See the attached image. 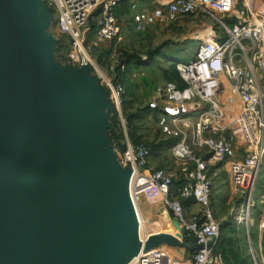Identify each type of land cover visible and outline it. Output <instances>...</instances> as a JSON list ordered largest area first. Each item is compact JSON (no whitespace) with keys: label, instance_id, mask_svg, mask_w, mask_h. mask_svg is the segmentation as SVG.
Returning <instances> with one entry per match:
<instances>
[{"label":"built area","instance_id":"2783aa9c","mask_svg":"<svg viewBox=\"0 0 264 264\" xmlns=\"http://www.w3.org/2000/svg\"><path fill=\"white\" fill-rule=\"evenodd\" d=\"M258 1L169 0L141 9L135 0L130 3L136 31L198 11L219 14L227 23L220 21L222 35L211 33L206 40L197 37L194 58L176 63L182 84L167 81L156 89L157 97L171 104L159 115L158 124L162 134L172 140L169 150L179 170L149 166L152 149L146 143H129L123 152L113 144L119 164L131 166L133 174L145 176L159 192L166 221L172 226L168 231L160 220L146 222L137 199L142 239L128 264H227L217 248L222 223L215 213L210 174L219 164L228 166L232 185L241 197L235 221L247 227L251 259L254 264H264V205L257 223L260 259L250 236L255 224L252 192L264 163V8ZM46 2L55 9L60 34L70 39L69 62L93 68L119 110L124 86L104 74L92 57L91 43L123 37L119 8L126 0ZM180 178L183 183L174 186ZM189 199L193 203L185 207L183 202ZM161 234L175 237L178 245L147 246L153 236Z\"/></svg>","mask_w":264,"mask_h":264},{"label":"water","instance_id":"95a60500","mask_svg":"<svg viewBox=\"0 0 264 264\" xmlns=\"http://www.w3.org/2000/svg\"><path fill=\"white\" fill-rule=\"evenodd\" d=\"M42 22L32 0H0V264H84L101 233L128 225L120 164L78 112L81 87L52 73Z\"/></svg>","mask_w":264,"mask_h":264},{"label":"rangeland","instance_id":"374dc122","mask_svg":"<svg viewBox=\"0 0 264 264\" xmlns=\"http://www.w3.org/2000/svg\"><path fill=\"white\" fill-rule=\"evenodd\" d=\"M133 1L126 0L119 8L122 15L121 39L100 42L97 45L90 42L92 57L104 74L113 82H121L124 86L119 110L111 103L110 91L105 81L93 68L85 74L78 66L69 62L70 39L67 35L60 34L55 9L50 7L46 0H32V3L40 18L44 20L41 25L50 69L53 74L67 79L72 86L81 87L76 108L94 131L98 141L108 149L113 148L115 144L123 152L127 144L134 143V135L139 142L146 143L152 149L149 166L177 172L180 166L169 150L172 140L162 134L158 124L159 115L169 109L171 104L157 97L156 89L158 85L175 79L177 62L194 58L200 31L205 30L208 33L204 28L210 27L211 33L222 35L220 21L226 20L216 13L198 11L169 24L154 25L143 31H136L133 22L134 11L130 8ZM135 1L140 9L160 4L155 0ZM258 3L264 8V0H259ZM90 39H93V33L90 34ZM106 117L109 120L104 121ZM114 154V160L119 163L115 152ZM115 167L118 174L122 172V176L125 175L126 169H131V166ZM210 174L214 183L212 198L215 213L222 223L217 248L225 256L227 264H254L249 253L247 227L235 221L241 197L232 185L228 166L219 164ZM135 181L136 188L133 185L132 193L135 196L136 192L134 198L136 201L138 199L146 222H153L160 217L165 219L166 210L163 208L159 192L145 176L138 177ZM117 192L126 218L131 221L122 195L119 190ZM251 200L255 203V208L252 209L255 224L250 227V236L255 253L260 259V231L257 223L264 205V163L260 168ZM129 225H124L121 231L117 226H113L101 233L90 244L84 264H120L126 260L135 244ZM140 229L142 232V225Z\"/></svg>","mask_w":264,"mask_h":264},{"label":"crops","instance_id":"0c3cea01","mask_svg":"<svg viewBox=\"0 0 264 264\" xmlns=\"http://www.w3.org/2000/svg\"><path fill=\"white\" fill-rule=\"evenodd\" d=\"M157 2H167L169 0H155ZM121 9H119L120 11ZM120 16L122 17V15L120 14ZM204 40L207 38V33L205 30L203 31H200L199 32V35H198V39H203ZM133 183L131 182H119L118 184V190L120 191L121 195H122V198H123V201L125 203V206L126 208L129 210L130 212V215H131V221L133 222L134 224V227L136 228L135 229V234H139L141 229V223L139 220H142L141 219V215H140V212H139V208L137 206V203H136V199L134 198L135 196H133V193H132V187H133ZM165 216L166 218L162 219L161 217L158 219L160 220V222L162 223V225H164V223H166L163 227H165L164 229L166 230H170L172 229V226L170 223H168L166 220H167V215L165 213ZM168 224V225H167Z\"/></svg>","mask_w":264,"mask_h":264},{"label":"bare ground","instance_id":"6f19581e","mask_svg":"<svg viewBox=\"0 0 264 264\" xmlns=\"http://www.w3.org/2000/svg\"><path fill=\"white\" fill-rule=\"evenodd\" d=\"M204 29H207L208 30V33H207V38L206 39H208L209 38V36H210V34H211V28L210 27H205ZM198 37V36H197ZM205 39V40H206ZM139 177V174H137V173H126L124 176H121V177H119V176H117V178H116V192H115V198H116V200L118 201V203L120 204V202H119V195H118V192H117V190H118V184H119V182H131V183H135L136 181H135V179L136 178H138ZM121 205V204H120ZM128 220V219H127ZM128 223L130 224L129 225V227H131L130 229H131V232H132V234H133V236H134V238H135V240H137V241H141V239H142V232H140L138 235L137 234H135V227H134V224H133V222L132 221H130V220H128ZM172 229H170V230H168V231H171ZM172 248V247H171ZM173 249V248H172ZM120 264H125V262L124 261H122Z\"/></svg>","mask_w":264,"mask_h":264},{"label":"trees","instance_id":"16d2710c","mask_svg":"<svg viewBox=\"0 0 264 264\" xmlns=\"http://www.w3.org/2000/svg\"><path fill=\"white\" fill-rule=\"evenodd\" d=\"M130 59H133V58H129V60ZM170 81H176V82H178V83H180V84H182V79H181V77H180V75H179V73H178V71L175 69V79H173V80H170ZM133 142L134 143H139V141H138V139L137 138H135L134 137V135H133ZM183 183V179H177V180H175L174 181V186H176V187H178V186H180L181 184ZM184 206L185 207H188L189 205H191L192 203H193V199H189V200H185L184 202ZM191 251H192V249H190L189 250V252L191 253ZM218 251L219 252H221L219 249H218ZM188 252V253H189ZM189 253V254H190ZM222 253V252H221ZM222 255H223V253H222ZM224 256V255H223ZM225 257V256H224Z\"/></svg>","mask_w":264,"mask_h":264}]
</instances>
